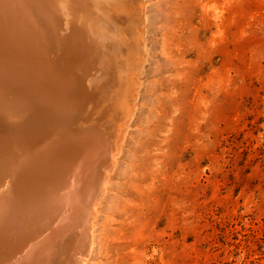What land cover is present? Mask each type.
Listing matches in <instances>:
<instances>
[{"label": "rangeland", "instance_id": "rangeland-1", "mask_svg": "<svg viewBox=\"0 0 264 264\" xmlns=\"http://www.w3.org/2000/svg\"><path fill=\"white\" fill-rule=\"evenodd\" d=\"M102 1L101 10L83 3L85 28L98 41L76 69L86 87L102 58L128 76L130 62L120 71L111 46V31L126 27L132 47L143 45L139 95L84 261L77 236L79 245L53 264H264V0H136L142 8L131 18L119 8L105 17L117 0ZM52 2L58 34H67V0ZM9 167L1 190L15 172Z\"/></svg>", "mask_w": 264, "mask_h": 264}, {"label": "bare ground", "instance_id": "bare-ground-1", "mask_svg": "<svg viewBox=\"0 0 264 264\" xmlns=\"http://www.w3.org/2000/svg\"><path fill=\"white\" fill-rule=\"evenodd\" d=\"M52 1L0 0V177L6 179L8 166L15 169L10 184L0 189V264H53L76 245L77 236L84 244L78 255L84 261L83 253L92 241L91 223L106 192L109 171L113 172L122 151L139 95L142 43L139 49L132 47L126 27L119 34L110 29L116 41L111 42L116 48L112 56L121 64L119 69L129 70L124 66L130 62L129 75H122L123 70L120 76L109 60L103 62L98 56L103 60L100 75L86 87L76 65L90 51L95 53L98 39L85 28L88 10L83 3L100 10L102 5L100 0L99 4L67 0L63 5L73 20L69 29L65 22L67 34L61 35V15ZM115 2L102 10L105 17L112 13L115 17L113 10L119 8L127 18L136 15L135 6L142 8L136 0ZM115 72L118 79L113 77ZM98 89L104 90L95 101ZM90 100L95 101L93 107ZM12 111L17 118L10 120ZM15 158L26 159L19 163ZM22 223L27 230L21 229ZM78 225L81 231L74 235Z\"/></svg>", "mask_w": 264, "mask_h": 264}]
</instances>
